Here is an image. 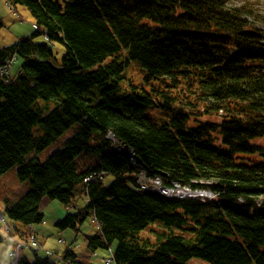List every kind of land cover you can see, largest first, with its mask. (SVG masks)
I'll list each match as a JSON object with an SVG mask.
<instances>
[{
    "label": "trees",
    "instance_id": "1",
    "mask_svg": "<svg viewBox=\"0 0 264 264\" xmlns=\"http://www.w3.org/2000/svg\"><path fill=\"white\" fill-rule=\"evenodd\" d=\"M65 53L35 36L0 48V69L16 57L18 73L0 78V178L18 167L24 184L4 215L21 236L41 224L40 204L58 200L69 211L57 226L80 231L96 219L101 235L89 248L117 242V264H264V30L260 12L232 0H8ZM4 24L0 21V30ZM55 46V45H54ZM130 62L146 71L152 91L130 83ZM163 99V101L159 100ZM56 101L47 115L38 100ZM200 107V108H199ZM152 108L172 113L159 123ZM211 116L212 119H205ZM80 125L65 147L42 162L38 155ZM39 127V133L35 129ZM113 133L130 154L113 147ZM31 154L36 157L29 159ZM96 166L79 170L82 156ZM140 168L168 182L208 187L216 199L167 198L134 187ZM114 182L105 187L104 175ZM83 193L88 204L78 209ZM2 212H0L1 214ZM160 223L188 230L162 234L157 244L139 234ZM23 255L20 264H54ZM70 250L65 253L68 260ZM71 256V255H70ZM71 264L77 262L71 256ZM79 261V260H78Z\"/></svg>",
    "mask_w": 264,
    "mask_h": 264
},
{
    "label": "rangeland",
    "instance_id": "2",
    "mask_svg": "<svg viewBox=\"0 0 264 264\" xmlns=\"http://www.w3.org/2000/svg\"><path fill=\"white\" fill-rule=\"evenodd\" d=\"M6 2V0H3ZM233 3H236L238 5L249 3L254 5V9L257 12H260L261 19L260 20H254L250 19V21L256 24V26L260 30H264V0H232ZM10 5L5 6V10L11 13L10 11ZM16 10V13L14 14L15 18L13 23L11 24L10 18H5V30H0V42L6 41V38L4 37V34H10L11 37H7L8 40H11L13 36L17 37H24L29 38L31 36H35V33L38 32V34L35 36V42L37 43H49L53 44L48 40V38L45 36V31L43 28L38 27L36 23L34 22V19L32 18L31 14L27 10V8L23 6H18ZM2 11V9L0 8ZM18 11V12H17ZM1 16L3 13H0ZM1 21V20H0ZM9 24V25H8ZM8 27L11 28L10 31H8ZM18 39V38H17ZM20 41V40H19ZM55 45V46H54ZM51 47L54 49L56 53V57L58 59L62 58V55L65 53L64 47L60 45V43L55 42L53 46ZM22 60L18 58V61L15 63V65L12 66V76L14 77L18 72V69H20ZM128 70L125 73L126 81L122 85L124 91L126 90H132L130 83H133L134 85L144 88L148 91H152V88L155 86L156 82H148L146 80L147 73L144 71L139 64L130 62ZM12 79V78H11ZM159 100L163 101V99L159 98ZM57 107L56 101H44L42 99L38 100L35 109L38 111H42L43 115H47L50 112H52ZM200 108V107H199ZM146 115L152 119H154L156 122L159 123H166L169 122L172 118V113L162 110L161 108H152L149 109L146 113ZM205 119H212L211 116H206ZM80 125L75 126L70 131H68L62 138H60L56 143H54L51 147H49L45 152L38 155V158L44 162L47 160L50 156L57 153L58 151H61L67 142L72 139L77 132L80 130ZM36 133H39V127L35 129ZM107 139L110 140L113 144L114 148H119L120 150H123L124 152L130 154V150L122 147L119 142L116 140H113L110 138L109 133L107 134ZM259 145L262 149H264V138H261L258 140ZM36 157L35 154H31L29 156V159H32ZM99 162L98 156L95 154H90L88 156H82L79 158V162L77 163L79 170L84 171L85 168L96 166ZM142 168H140L141 172ZM139 172V173H140ZM18 173V167L14 168L10 172H8L6 175L2 176L0 178V241H3L0 243V260L1 263L4 264V262L7 261V253L12 249V252H17L18 245L20 242H23V249L19 250L18 253L23 251L24 254H26L29 257H33L32 251L38 252V255L40 257H47L50 258V260L57 264L59 259L65 256V253L70 248L73 250V252L79 256L83 255L84 252L88 250L89 243L86 241V234L94 233L96 234V231L92 229V225H90V222L86 221L85 225V231L81 232H75L72 229H66L62 230L60 229L56 224L60 216L64 217L66 213H74L75 209L69 211L67 208L64 207V205L59 202L58 200H52L49 199V197H45L40 206H41V214L44 216V220L41 224L35 225V227H27L25 230V234L21 236H17L15 234V228L14 225L8 221V218L4 215V211L6 208L7 198L12 202L15 199L18 198L21 191L24 188V184L21 183L17 176ZM104 184L105 187H109L115 180V177L113 175H104ZM210 185V183H209ZM165 197V196H164ZM85 198V200H84ZM79 201L82 202L81 206H84L85 204H88V198L81 193L79 197H77L76 202L79 203ZM85 205V206H86ZM56 210H58V213H56ZM88 222V223H87ZM89 228V229H88ZM92 229V230H91ZM33 230L35 231V235L32 234ZM162 234H174V235H180L185 237L190 242L195 241V235L188 231V230H180L177 228H173L170 230H167L164 228L163 225L160 223H155L150 225L146 230L141 232L139 234V238L141 239H149L153 244H157L159 242V239L162 238ZM33 236L35 237V240H32ZM13 237L15 239L13 247L11 245V242L8 240H12ZM38 241V242H37ZM33 243H36L38 246V243L41 245L38 249L31 248V245ZM117 246V242H115L111 249L108 248H99L96 252L100 257H103V260L106 258H112L111 253L112 251L115 252ZM71 251V250H70ZM20 257V263L22 261V257ZM86 257L85 255H83ZM99 260L97 259L96 264H99ZM104 263V262H103ZM101 263V264H103ZM188 264H206L204 261L193 259Z\"/></svg>",
    "mask_w": 264,
    "mask_h": 264
},
{
    "label": "built area",
    "instance_id": "3",
    "mask_svg": "<svg viewBox=\"0 0 264 264\" xmlns=\"http://www.w3.org/2000/svg\"><path fill=\"white\" fill-rule=\"evenodd\" d=\"M11 6V5H10ZM12 11V6L10 7ZM17 58L14 57L10 61L6 63L4 67L0 69V78L4 79L7 83H9L12 79L11 70L12 66L16 63ZM110 138L113 140L115 135L113 133H109ZM118 142V141H117ZM119 149V148H116ZM120 150V149H119ZM130 156L132 159L135 160L133 152L130 150ZM168 176L166 173H161L156 177H151L145 172L143 169L138 174L137 179L134 183L137 190L142 192H153L165 196L167 198H176V199H196L201 200L202 202H208L216 198V194L208 187L209 182H200L198 186H182L176 181L168 182ZM33 228V226H29ZM35 235V231L32 232ZM36 236H33L32 240H35ZM38 242V241H37ZM41 245L38 243H33L31 248L38 249ZM23 249V242H20L18 245L17 252L11 253V264H20V257L23 255L24 250L18 253L19 250ZM104 264H116L112 258H106L104 260Z\"/></svg>",
    "mask_w": 264,
    "mask_h": 264
},
{
    "label": "crops",
    "instance_id": "4",
    "mask_svg": "<svg viewBox=\"0 0 264 264\" xmlns=\"http://www.w3.org/2000/svg\"><path fill=\"white\" fill-rule=\"evenodd\" d=\"M8 6V0H6V2H4L3 0H0V8L2 9V11L0 10V13L2 12L3 13V15L1 16V14H0V20L2 21V23L4 24V29L3 30H5L6 29V27H5V18L7 17V18H10V22H11V24L13 23V21H14V19H12V18H15V16H14V13L16 12V11H14V12H12L11 10V13L10 12H8L7 10H5V6ZM16 10H18V9H16ZM18 12V11H17ZM9 25V24H8ZM8 29V31H10L11 30V28L10 27H8L7 28ZM4 37L6 38V41H1L0 42V48L1 47H7V46H12V45H14L15 43H17V41L18 40H20V39H22V38H24V37H17L16 38V36H13L12 38H11V40H8L7 39V37H11L10 36V34H4ZM139 191V190H138ZM84 200H85V198H84ZM7 201L8 202H11L10 200H9V198H7ZM81 204H82V202L81 201H79V203H77L76 202V206H77V208L78 209H83L84 207H85V205L84 206H81ZM65 207V206H64ZM40 208H41V206H40ZM66 208V207H65ZM40 212H41V209H40ZM58 213V210H56V213H54V215L55 214H57ZM67 214V213H66ZM66 214L64 215V217H62V216H60L59 217V219H58V221H62L64 218H65V216H66ZM88 222H90V225H92V229L93 230H95L96 231V234H94V233H89V234H86L85 236H95V235H101V232H102V228H101V225H100V223L96 220V219H94V218H91V219H88L87 220ZM87 222V223H88ZM85 225H86V223H84V225L80 228V230H81V232H84L85 231ZM35 227V229H36V226H34ZM89 229V228H88ZM91 229V230H92ZM10 238H12V240H8V241H10L11 242V245H10V248H11V246L13 247V245H14V242H15V239L13 238V237H10ZM4 241V240H3ZM3 241H0V243L1 242H3ZM87 241V240H86ZM99 248H97L96 250H92L91 248H89L88 247V250L86 251V252H84V254L83 255H85L86 257H84L83 255H81V256H79V255H77V254H75L74 252H73V250L70 248L69 250H71V252L73 253V254H70L71 256L72 255H74L75 257H76V259H77V262L78 263H81V264H96V262H97V259H100L99 260V264H101V263H103L104 262V260H103V257H100L98 254H97V250H98ZM108 249H111V248H108ZM11 253H12V249L9 251V253H7V261L6 262H4V264H11ZM69 255V257H68V260L65 258V256L62 258H60L59 260L60 261H58L57 262V264H71V256ZM111 257H112V259L114 260V253H113V251H112V253H111ZM79 260V261H78ZM115 261V260H114ZM116 263V262H115ZM0 264H3V263H1V260H0ZM104 264V263H103ZM117 264V263H116Z\"/></svg>",
    "mask_w": 264,
    "mask_h": 264
}]
</instances>
